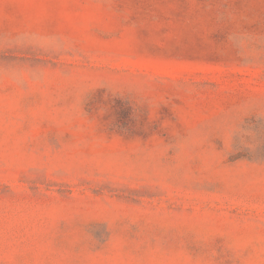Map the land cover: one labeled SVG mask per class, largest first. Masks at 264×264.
Instances as JSON below:
<instances>
[{"label":"rangeland","instance_id":"obj_1","mask_svg":"<svg viewBox=\"0 0 264 264\" xmlns=\"http://www.w3.org/2000/svg\"><path fill=\"white\" fill-rule=\"evenodd\" d=\"M0 264H264V0H0Z\"/></svg>","mask_w":264,"mask_h":264}]
</instances>
